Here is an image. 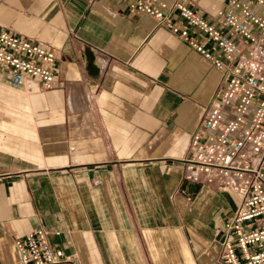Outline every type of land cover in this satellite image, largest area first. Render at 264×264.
Wrapping results in <instances>:
<instances>
[{
    "label": "crops",
    "instance_id": "crops-1",
    "mask_svg": "<svg viewBox=\"0 0 264 264\" xmlns=\"http://www.w3.org/2000/svg\"><path fill=\"white\" fill-rule=\"evenodd\" d=\"M161 1L207 21L224 2ZM0 29L56 57L47 88L0 79V264L37 225L59 264H222L237 197L194 190L181 162L221 83L211 63L120 0H0Z\"/></svg>",
    "mask_w": 264,
    "mask_h": 264
},
{
    "label": "built area",
    "instance_id": "built-area-1",
    "mask_svg": "<svg viewBox=\"0 0 264 264\" xmlns=\"http://www.w3.org/2000/svg\"><path fill=\"white\" fill-rule=\"evenodd\" d=\"M120 1L177 34L220 73V86L188 137L182 179L216 182L237 197L220 229L222 264H264V0H224L212 21L180 1ZM174 11L179 22L169 18ZM55 58L47 44L0 29V79L8 86L49 87ZM13 244L14 264H59L65 258L41 225Z\"/></svg>",
    "mask_w": 264,
    "mask_h": 264
},
{
    "label": "water",
    "instance_id": "water-1",
    "mask_svg": "<svg viewBox=\"0 0 264 264\" xmlns=\"http://www.w3.org/2000/svg\"><path fill=\"white\" fill-rule=\"evenodd\" d=\"M186 182V181H185ZM187 183V182H186ZM189 186L193 187L194 190L197 189L198 184H192V183H188Z\"/></svg>",
    "mask_w": 264,
    "mask_h": 264
}]
</instances>
